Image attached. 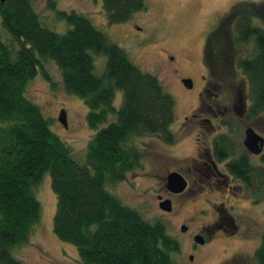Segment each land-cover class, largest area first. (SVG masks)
<instances>
[{"label": "trees", "instance_id": "16d2710c", "mask_svg": "<svg viewBox=\"0 0 264 264\" xmlns=\"http://www.w3.org/2000/svg\"><path fill=\"white\" fill-rule=\"evenodd\" d=\"M100 1L109 26L128 23L147 9L145 0ZM244 7L247 21L231 32L228 43L239 48L252 41V53L228 59L217 40L211 44V34L206 61L244 77L247 120H256L264 114V29L254 27L252 19L264 18V5ZM47 9L55 22L67 25L65 33L49 28L30 0L0 1V264H22L13 251L29 241L40 222L36 191L45 174L56 201L53 235L76 249L81 264H175L180 246L164 223L143 218L108 189V184L124 182L146 158L145 148L130 144L133 139L176 141L174 98L87 17L57 10L53 0ZM99 57L105 59L102 74L95 70ZM44 63L56 67L65 93L88 109L86 123L94 134L81 159L27 97V86L37 75L51 83ZM117 92L122 94L118 108ZM249 162L247 157L233 160L228 171L249 187L254 179L261 185L262 172ZM259 192L252 199L260 198ZM253 258L264 264V234Z\"/></svg>", "mask_w": 264, "mask_h": 264}, {"label": "rangeland", "instance_id": "374dc122", "mask_svg": "<svg viewBox=\"0 0 264 264\" xmlns=\"http://www.w3.org/2000/svg\"><path fill=\"white\" fill-rule=\"evenodd\" d=\"M30 1L49 28L60 34L65 33L67 25L64 22L54 21L53 14L47 9L48 0ZM53 1L57 10L75 12L87 17L111 43L118 45L126 52L136 67L142 72L157 77L163 89L175 100L174 129L198 104V88L197 92L193 89L188 91L179 79L191 77L194 84L199 87V75L202 73L201 47L210 33L214 19L234 8L244 11L245 4L264 5V0H145L146 11L135 14L128 23L109 26L100 0ZM256 24L260 27L263 25L264 28V21ZM132 25L140 26L144 34L135 35L137 31L135 28L132 30ZM252 49L253 44L250 41L240 46L234 55L248 56L252 53ZM104 62L103 57L96 58V73L102 74ZM43 71L50 78L51 83L45 80L42 74L37 75L27 86V97L39 106L43 116L50 120L51 130L81 159L88 141L94 134L86 123L88 109L79 98L65 93L59 71L52 63H44ZM224 90L225 94L230 92L229 88L224 87ZM245 90H247L246 85ZM115 99L114 106L118 108L122 99L121 92L116 93ZM221 99L231 105L232 98L227 100L223 96ZM61 110L65 111L67 128L58 122ZM234 125L239 129L235 131L234 137L239 138L240 142L244 137L243 132L246 126L253 128L264 137V114L256 120H247L245 117L235 121ZM132 143L137 144L140 150L142 147L146 149L147 146L149 150L160 149L156 147L151 136L135 138L130 144ZM193 148L194 143L189 137L183 140L180 148L163 146V153L180 157L190 153ZM250 162L255 166L259 165L257 159H250ZM259 172L263 174L261 177H263L262 185L264 186V169ZM165 176L163 174L164 178ZM43 178L36 191V197L41 205L40 222L31 232L29 241L15 248L14 255L22 264H81L76 249L70 245L61 244L53 235L52 224L56 201L50 189L49 174H45ZM148 185L150 183L146 178H135L132 174H127L124 182L112 186L108 184V189L121 199L122 204L136 209L143 218L154 221L156 217L154 204L151 200L147 202L142 196V190ZM197 189L200 195L183 211L185 215H188L187 217L196 213L197 217L206 221L208 213L198 214L201 206L205 208V205L201 203H204V199L219 202L222 194H219L217 190H214L215 193H210L209 189L202 184H199ZM259 194L260 198L255 200L256 203L251 202L250 195L246 196L245 192L231 200H223L226 207L236 206L231 215L238 227L237 235L230 237L227 233L216 232L214 238L199 250L192 261L186 247V242L189 237H192V231L190 230L188 235H180L181 232L178 230L180 221H173L171 224L170 216L163 215L166 230L178 240L181 249L179 255H173L175 264H256L253 254L264 234V187L260 188ZM223 195L226 196V193ZM197 221L201 222L199 219Z\"/></svg>", "mask_w": 264, "mask_h": 264}, {"label": "flooded vegetation", "instance_id": "af4514ba", "mask_svg": "<svg viewBox=\"0 0 264 264\" xmlns=\"http://www.w3.org/2000/svg\"><path fill=\"white\" fill-rule=\"evenodd\" d=\"M262 12L264 13V10ZM262 19H252V25L264 29L263 25L260 27L256 24L262 23ZM246 21L247 10L241 11L235 8L214 19L210 27V33L201 47L200 63L202 73L199 75V87L194 84L195 82L191 77H181L179 79L185 89L187 88L184 86L183 81H191L192 87L187 89L188 91L193 89L197 92L198 88L197 106L188 116L183 117L182 122L176 129L172 127V132L176 136L174 143L166 144L159 138L154 139V141L156 140L154 144L160 149L149 150L147 146L144 150L146 158L141 159V162L137 163L130 172L133 177L146 178L150 183L142 190V196L146 198L147 202L151 200L154 204L156 210L154 220L163 222V215L165 217L170 216L171 224L173 221H180L181 224L178 226V230L181 232L180 235L185 236L188 235L190 230L192 231V237H189L188 242H186L188 256H190L191 261L199 250L214 238L216 232L227 233L230 237L237 235L238 227L231 215L236 206L229 205L226 207L224 201L236 198L242 195L243 192L246 196L247 194L250 195L252 199L263 187L257 179H254L250 184V186L253 184L252 187H249L243 179L235 178L228 171V164L242 157H247L249 161L250 159H257L259 165L255 166L249 162L252 168L257 171L264 169V144L261 154L252 155L243 145L244 137L242 142L239 141V138L234 137L235 133L239 131L234 125L235 121L247 117L250 105L249 91L244 89L246 81L235 70L229 73L222 64H209L206 61L207 42L211 34L213 35L211 44L214 45L217 40L226 53V58L233 57L238 48L235 47V44L229 45L230 34L238 26H244ZM131 27L132 30L133 28L136 29L135 35L142 36L144 34L140 26L132 25ZM212 55H214V52H212ZM224 87L229 88L230 92L225 94L226 89L224 90ZM223 96L227 100L232 98L231 105L226 104V101H222ZM247 128L249 127L246 126L245 130ZM254 132L264 140L261 133L259 134L255 130ZM189 137L194 143V148L190 153L180 157L163 153V146L166 148L173 147L174 149L180 148L183 140ZM142 161L145 162L142 163ZM171 173H178L185 180L186 188L182 193H171L167 190V177ZM163 174L166 175L165 178ZM199 184L209 189L210 193H215L214 190H217L219 194H222L219 202L204 199V203H201L205 205V208L201 206L198 214L208 213V220L206 221L197 217L196 213L187 217L188 215H185V211H183L191 201L197 199L200 195L197 189ZM225 193L226 196L223 195ZM166 200L170 202V212H164L160 207V204ZM250 201L255 202V199ZM198 219L201 222L197 221ZM197 237L202 238L203 244L194 242Z\"/></svg>", "mask_w": 264, "mask_h": 264}, {"label": "water", "instance_id": "95a60500", "mask_svg": "<svg viewBox=\"0 0 264 264\" xmlns=\"http://www.w3.org/2000/svg\"><path fill=\"white\" fill-rule=\"evenodd\" d=\"M0 1L4 2V0H0ZM183 83L187 89H190L192 87V83L190 80H184ZM58 122L64 128H67V121L64 110L60 111L58 115ZM263 144H264L263 138L257 135L252 128L249 127L245 130L243 145L250 154L252 155L261 154L263 149ZM166 188L171 193H182L186 188V182L183 179V177H181L178 173H171L167 177ZM160 207L163 209L164 212L171 211L170 202L167 200L163 201V203L160 204ZM194 242L197 244H203V240L200 237L195 238Z\"/></svg>", "mask_w": 264, "mask_h": 264}]
</instances>
